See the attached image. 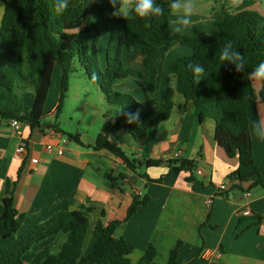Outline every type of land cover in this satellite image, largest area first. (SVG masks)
<instances>
[{
    "label": "trees",
    "instance_id": "1",
    "mask_svg": "<svg viewBox=\"0 0 264 264\" xmlns=\"http://www.w3.org/2000/svg\"><path fill=\"white\" fill-rule=\"evenodd\" d=\"M0 118L16 120L22 125L40 127L45 102L49 95L52 75L56 64L61 67L58 116L62 100L68 88V66L78 59L91 81L101 90L107 109L104 117L112 121V131H122L132 140L154 138L158 126L167 121L174 107L175 93L190 105L192 115L199 123L206 119L214 122V141L229 158H236L237 169L227 177L228 191H241V184L249 183L253 188L262 184L264 163L257 165L252 152V140L248 124L245 92L251 98L264 103V83L255 93L249 89V73L264 61V17L250 9L260 0H243L233 13L223 12L212 24L217 29L214 39L204 36H189L170 31L171 0H156L164 9V15L151 19V27H145L140 18L125 20L122 17L109 18L96 1L68 0V8L57 13V0H0ZM94 18L119 23L117 47L113 57L109 56L110 35L106 50L105 68L98 64L97 46L100 32ZM231 42L247 60L244 72L237 73L233 65L219 60L220 50ZM177 43L190 50L189 54L175 58L167 66V72L174 76L173 87H168L164 99L156 106L155 101L144 91V104L132 96L114 90V86L130 77L144 79L150 63L162 58L166 48L163 44ZM122 47L139 49L142 55L140 70L123 66ZM201 64L205 72L199 83L195 82L189 64ZM95 73L98 79L93 80ZM156 74V73H155ZM156 81L159 77L156 74ZM246 87V89H245ZM31 92L32 105L23 104L24 95ZM156 106V107H155ZM138 114V115H137ZM54 128V127H53ZM68 141L82 146L75 135H67ZM83 147V146H82ZM94 151L105 150L117 158L125 168L137 177L140 169L167 164L170 171H192L193 161L188 160H138L129 158L105 135H98L90 147ZM20 171L17 172V179ZM113 188H118L125 179L123 174L104 175ZM131 181V180H130ZM151 182L152 180H148ZM128 183H131L128 181ZM12 184L7 196L0 200V264H24V257L31 249L47 242L49 249L54 242L65 236V241L56 253H48L37 264H129L133 247L124 238H115L118 221L104 225L98 221L92 231L95 242L87 255H82V246L88 228V214L91 208L79 206L78 210L63 211L23 233L24 214L14 207ZM8 187V185H7ZM148 197H133L127 209L128 220L138 210L147 206ZM103 215V214H102ZM51 240V242H50ZM180 242L168 255L167 264H176ZM155 256L154 247L149 244L139 264H149Z\"/></svg>",
    "mask_w": 264,
    "mask_h": 264
},
{
    "label": "crops",
    "instance_id": "2",
    "mask_svg": "<svg viewBox=\"0 0 264 264\" xmlns=\"http://www.w3.org/2000/svg\"><path fill=\"white\" fill-rule=\"evenodd\" d=\"M242 2L240 0L239 5ZM213 16L193 14L192 24L183 34L214 39L217 29L212 24ZM175 19L176 16L171 14L169 29L172 32V21ZM185 51L182 54L190 53L189 49ZM126 55L127 64L134 61L138 64V70L142 59L140 50L136 48ZM158 60L156 57L150 63L145 77L146 80L153 77L156 96V92L165 93L168 87L173 86V77L167 72L168 65L164 64L161 72L157 66ZM155 73L159 77L158 83ZM250 88L257 93L260 83L249 79ZM31 95L28 91L23 99L24 106L28 108L32 105ZM245 100L254 161L262 165L264 139L255 136L251 128L255 121L264 122V103L257 97L251 98L248 90ZM154 101L156 106L160 103ZM57 104L43 110L39 128L30 129L21 124L20 135L12 131L9 120L0 118V200L8 195L11 185L15 183L12 191L14 207L25 216L20 233L59 212L74 211L84 206L92 211L88 214L82 255H87L95 242L92 231L98 221L104 225L118 221L120 224L113 235L124 238L133 247L128 257L129 264H139L149 244L155 250L149 264H167L169 252L178 242L176 264H264V176L262 184L253 188L249 187V183H244L241 184V191H228L227 196L217 191V186L226 182L228 175L237 169L238 162L236 158H229L215 143V124L212 120L199 123L192 115L191 106L183 101L178 110L174 104L168 120L158 126L154 138L132 140L122 131H112L111 119L95 116L92 120L89 114L88 118L87 115L83 117L82 122L85 134H89L88 141L81 133L75 135L82 147L68 141L63 132L50 123V119L57 118ZM52 111H55L53 118L50 117ZM46 118L49 122L44 123ZM160 126L164 127L163 136L159 135ZM100 134L107 136L129 158L181 159L193 161L195 167L192 171L169 172L168 165L164 163L158 167L140 169L138 174L145 173L146 178L137 177L105 150L94 151L90 148ZM20 141L27 145L24 160L14 157V150ZM63 141H67L65 152L58 156L56 150L63 146ZM46 145H52V150L47 151ZM30 158L37 159L33 168L28 164ZM108 173L113 176L123 174L125 179L118 188H113L104 177ZM132 176L136 178L135 184L128 183ZM246 192L250 194L248 198L243 196ZM134 196L139 199L148 197L149 202L125 220ZM207 200L208 205L205 204ZM244 210L250 211V215L243 216ZM64 241L65 236L49 249L46 248L47 242L32 249L42 247L40 250L56 253Z\"/></svg>",
    "mask_w": 264,
    "mask_h": 264
},
{
    "label": "rangeland",
    "instance_id": "3",
    "mask_svg": "<svg viewBox=\"0 0 264 264\" xmlns=\"http://www.w3.org/2000/svg\"><path fill=\"white\" fill-rule=\"evenodd\" d=\"M102 8L105 10L107 16L109 18H115L111 15L114 11L112 6L107 2V0H96ZM240 0H195V11L194 14H198L199 16H209L214 15L213 18L217 17L223 12L233 13L237 10ZM2 3L0 1V16L2 14ZM253 11H256L258 14L264 17V0H260L251 8ZM214 18V19H215ZM94 23L98 27L100 32V39L97 46L98 51V64L100 68L104 69L106 65V50L107 46L110 43V35L114 32L115 39L111 41L109 56L113 57L116 47H117V36L119 33V23L118 22H109L103 20L101 18H94ZM123 48L122 61L123 66L131 69H136L138 64L132 61L133 64H127L128 58L126 55L129 51L134 50L126 47ZM166 48V52L162 58H159L157 66H159L160 70L162 67L164 68V64L168 65L175 58L185 55L186 49L185 47H181L177 43L163 44L161 46V50ZM68 66V88L65 94V97L62 100V104L60 107L59 114L57 118L50 119V123L56 125L63 132V136L67 138V135H77L81 133L82 137L85 141H88L89 134H85V129L83 125V117L91 115L92 120L95 116L103 117L105 111L107 109V105L104 99V96L99 89L96 82H93L88 78L84 66H82L78 59H73ZM61 67L60 65H55L54 72L52 75V83L49 90L48 98L44 105V110L49 109L55 103L59 101V87L61 81ZM140 70V67H139ZM162 72V70H161ZM172 76V75H170ZM173 77V86L175 83V78ZM142 83L145 88V93L151 97L153 100L163 101L164 92L161 94L157 93V96L154 94L156 84L154 79L146 80L139 79V77H130L114 86V90L125 93L127 95L132 96L136 101L144 104V91L139 86L138 83ZM157 82V81H156ZM159 82V81H158ZM157 82V83H158ZM158 86V84H157ZM172 86V87H173ZM246 89V87H245ZM159 95V99H158ZM173 103L176 106V110L183 104V97L175 93L173 98ZM177 114V111L176 113ZM49 122L46 118L44 123ZM97 124V123H96ZM163 126L159 128V135L163 136L162 132ZM42 248V247H40ZM37 248L31 249V255H25L24 260L25 264H37L40 260H42L49 252L47 250ZM33 250V251H32Z\"/></svg>",
    "mask_w": 264,
    "mask_h": 264
},
{
    "label": "clouds",
    "instance_id": "4",
    "mask_svg": "<svg viewBox=\"0 0 264 264\" xmlns=\"http://www.w3.org/2000/svg\"><path fill=\"white\" fill-rule=\"evenodd\" d=\"M96 2V0H92ZM114 11L111 13L113 17H122L125 20L140 18L145 21V27H151V19L164 15V9L156 3V0H107ZM195 0H171L169 4L170 13L176 16L172 21L174 25L173 31L183 34L184 31L191 26V17L195 11ZM68 8V0H57L55 9L57 13H62ZM219 60L222 65L229 64L235 67L237 73L245 71L247 60L245 56L238 50L234 49L231 42L224 44L220 50ZM188 67L193 71L195 82L199 83L200 77L203 76L205 69L201 64H189ZM249 79L264 83V61L260 62L249 74ZM92 79H98L95 73ZM138 115V114H137ZM251 131L255 136L264 139V122L255 121L252 124Z\"/></svg>",
    "mask_w": 264,
    "mask_h": 264
},
{
    "label": "built area",
    "instance_id": "5",
    "mask_svg": "<svg viewBox=\"0 0 264 264\" xmlns=\"http://www.w3.org/2000/svg\"><path fill=\"white\" fill-rule=\"evenodd\" d=\"M55 116V111H52L50 112V117L53 118ZM9 126L12 128V131L15 133V134H19L20 135V129H21V123H19L18 121L16 120H9ZM67 143V141H63V146L60 147V148H57L56 150V154L58 156H62L65 152V149H64V145ZM52 145H46L45 146V149L47 151H51L52 150ZM14 157L16 159H19V160H24L26 157H27V145L24 141H20L18 143V145L16 146L15 150H14ZM175 158H177V154L174 155ZM28 164H29V167L30 168H33L36 164H37V159L36 158H30L28 160ZM228 190V183L227 181L226 182H223L221 183L220 185L217 186V191L220 193V192H225ZM249 193L246 192L243 194V196L245 198H248L249 197ZM209 201H205V204L208 205ZM242 215L243 216H249L250 215V211L248 210H244L242 212Z\"/></svg>",
    "mask_w": 264,
    "mask_h": 264
},
{
    "label": "water",
    "instance_id": "6",
    "mask_svg": "<svg viewBox=\"0 0 264 264\" xmlns=\"http://www.w3.org/2000/svg\"><path fill=\"white\" fill-rule=\"evenodd\" d=\"M30 129L32 128V126L31 125H29L28 126ZM136 183V178H135V176H132L131 177V184H135Z\"/></svg>",
    "mask_w": 264,
    "mask_h": 264
}]
</instances>
